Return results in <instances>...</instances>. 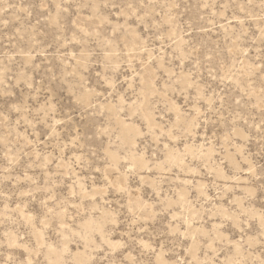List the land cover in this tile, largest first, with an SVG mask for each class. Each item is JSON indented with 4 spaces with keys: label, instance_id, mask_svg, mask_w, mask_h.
<instances>
[{
    "label": "rangeland",
    "instance_id": "rangeland-1",
    "mask_svg": "<svg viewBox=\"0 0 264 264\" xmlns=\"http://www.w3.org/2000/svg\"><path fill=\"white\" fill-rule=\"evenodd\" d=\"M0 264H264V0H0Z\"/></svg>",
    "mask_w": 264,
    "mask_h": 264
}]
</instances>
